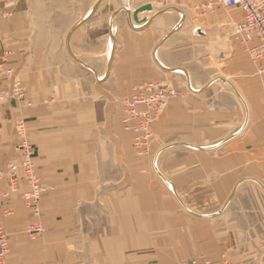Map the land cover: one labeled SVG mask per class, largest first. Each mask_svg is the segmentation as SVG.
Returning a JSON list of instances; mask_svg holds the SVG:
<instances>
[{"label": "crops", "instance_id": "1", "mask_svg": "<svg viewBox=\"0 0 264 264\" xmlns=\"http://www.w3.org/2000/svg\"><path fill=\"white\" fill-rule=\"evenodd\" d=\"M208 1L0 0L12 3L11 17L0 19V50L12 52L7 66L17 69L28 99L37 103L6 109L10 117L27 118L30 141L44 149L35 157L44 182L56 185L63 179L64 195L84 201L78 206L42 202L49 244L61 238L68 248L81 228L93 250L58 258L55 251L21 246V228L30 217L20 194L28 186L21 181L20 192L5 201L14 211L4 224L16 264H135L138 201L152 196L158 185L153 175L140 172L142 161L122 128V102L150 80H169L180 92L154 123L160 146L153 164L177 199L176 242L191 243L216 263L264 264V75L233 42L231 25L242 13L207 12L202 5ZM147 4L152 9L139 12L136 21L135 11ZM227 37L226 75L218 76L201 53ZM233 92L245 104L244 115L233 109ZM50 99L53 103H41ZM57 115L65 116L62 145L81 148L80 155L70 151L59 162L63 172L47 156L60 146L49 129L61 122ZM0 135L3 166L18 154L5 151ZM145 163L147 169L151 163ZM161 226H166L164 214Z\"/></svg>", "mask_w": 264, "mask_h": 264}, {"label": "rangeland", "instance_id": "2", "mask_svg": "<svg viewBox=\"0 0 264 264\" xmlns=\"http://www.w3.org/2000/svg\"><path fill=\"white\" fill-rule=\"evenodd\" d=\"M144 1H152V2L156 3L159 0H138V2H144ZM11 6H12L11 2L9 3V5H2L0 3V19L11 17V15H12L11 10L10 11L7 10V9H9L7 7H11ZM222 13H223L224 17H230V15L234 14L233 12H231V10H226V9H224V11ZM233 23H232V25H233ZM232 39H233L234 43L240 44L233 37H232ZM229 43H230V40L228 37L224 40H221L220 38H218L216 41V44H213V45H211L210 48H207V49H209V50H207V52L201 53V60L210 61V63L213 66L217 67L218 72L221 73L218 76H222V75L225 76L226 75L222 71H223V68L225 67L224 63L227 62L229 57H230L229 52H227L225 50L226 45ZM0 52H9V57L7 60V63H8L9 58L12 55V52L10 50H8V51H6V50L1 51L0 50ZM13 69H15V68H13ZM15 71H16V75L18 77L17 69H15ZM165 81L172 83L169 80H165ZM172 84L174 85V83H172ZM25 86L28 89V95H29V92H30L29 88L27 85H25ZM177 91H178V95L176 97L172 98L171 100L177 98L180 95L178 88H177ZM233 93H234L233 94V109H234V111H236V108H238L239 111H241L244 115L245 110H246L245 104L243 102H241V100H239L238 95L235 94V92H233ZM28 95H27V101H29L32 104L30 106L28 105L27 101H17L13 98H7L5 100H0V133L3 135L2 141H3V145L5 147V151H8L12 154H13V152H16V141H17L16 128H15L16 121L20 118L25 119L26 122L28 120H27V118L23 117L22 115H19L18 117H15L13 115L10 117L9 112L7 111L6 108H10L12 106V104H15L16 106H14V107H16V108H18L17 105H19V108H23V107L32 108V107L36 106L37 103L28 99ZM170 101H169V103H170ZM51 102L53 103V99H50L49 101L44 100L41 103L48 105V103L50 104ZM122 103L124 106L125 101H123ZM169 103H168V105H169ZM168 105H167V107H168ZM59 111H57V114L63 113L62 110H61V112H59ZM56 117L58 119H60L61 122L54 124L51 128H49L50 130H52V131H50V137L52 139H54V141H53L54 145L59 144L60 146L52 147L51 149H49L47 156L49 157L51 154L52 158L54 159L53 161L57 162V164L55 166L58 167L60 172H63L65 166H64V164L59 163V162L60 161L63 162L64 157L66 155L71 154L70 151H75V153L76 152L78 153L77 155H80L81 154V148L75 147V148L71 149V148H65L63 146L65 144V141H62L61 139L62 138L65 139V135H66V131H65L66 125L64 122L65 116H63V115L58 116L57 115ZM160 117L157 119L158 121H159ZM122 128L125 132L128 133L129 136H131L130 137L131 138V148H132L134 156L136 157V159L138 161H142V167L143 168L140 170V172H142V174H145V175H147L148 173L150 175H153V179H154V181H156V183L158 185L157 187L155 186L156 188H154L152 196H148V197L143 196L142 198L138 197V200L141 198L142 201L141 202L138 201V204H139L138 208L139 209L137 211V225L138 226H137V243L135 246V252H136L135 264H178L180 261L189 260V259L194 258V257H204V258L211 260V258H209L210 256H208V254L198 253V252L194 251L193 245L191 243L186 242L185 244H178L176 242V237H177V227H176L177 199H176L175 193L170 188H168V185H164L165 183L161 179L157 170H155V167L153 164L154 158H156V155H157V152H158V149L160 146V145H158V146L156 145L157 142L159 143V133L154 130V124H153L154 139L150 143V147H149L148 152H144V151L135 147L134 135L131 131L127 130L124 127L123 119H122ZM71 135L72 134L69 132V136H71ZM0 137H1V135H0ZM30 137L33 141L31 132H30ZM77 142L79 143V141H77ZM34 148H35V157L37 155L38 159H39V150L44 151V149L39 148L36 145H34ZM40 154L44 155V152L40 153ZM144 161L151 163V165H149L147 169L145 167L148 164L147 163L144 164ZM35 163H36V161H35ZM37 168H38V164L36 163V169ZM38 175H39V173H38ZM39 176H41V175H39ZM41 180H42L44 186L46 187V192L42 196L41 201H40L41 214L39 217H35L32 214L31 210L28 208L29 209L28 215L30 216L29 217V224L33 221H40V223L45 227L46 230L41 235H31L27 232V227L29 225V224L27 225V223H28L27 222L25 224V227L21 228V230L23 231L22 234H23V239H24L23 244H21V246H23V245H24V247L28 246L30 248V251L34 250L35 246H37V249L39 252H43V251L47 252L48 250L53 251V252L55 251L58 258L59 257L63 258V256L65 255L66 252L67 253L74 252L75 254H78L80 256L82 254L86 255V253L91 254L93 252V250L90 247V245L88 244L87 235L86 236L81 235V233H80L82 231L81 228H77L74 230V236H73L74 243L67 245L68 248L65 247L63 239L60 240L61 238H57L58 240L52 239L51 243H50L51 245L49 244L50 240H49L48 235L50 233L49 232L50 228L47 226V217L45 216V214L43 212L42 202L44 200H47V201H45L46 204H49V202L50 203L53 202V203H57V204H71L72 203V204H75L76 206H78V205H81L82 203H84V201H83V198L81 196L76 195V194L71 195V196L70 195H64L65 182L63 179L56 181V183H55L56 185H54V184L49 185L47 180H45L46 183L44 182V180L42 178H41ZM58 191H61V192L59 193ZM53 195H55V196H53ZM51 198L53 199V201H51ZM22 203H23L24 207H26L25 203L24 202H22ZM162 214L165 215L166 226H164V227L161 226ZM22 220H23V218H22ZM144 225H146V226H144ZM6 232L8 234L9 245H10L9 246L10 250H9V253L7 256V261L10 264H16L15 263V260H16L15 257L17 256V253H16V251H13V249H12L14 247V245H13L12 240H11V234L8 233L7 230H6ZM85 232H86V230H85ZM186 232H187V228H186ZM186 239H187V237H186ZM72 246H73V249L70 248ZM52 247H53V249H52ZM131 247L133 248V246H131ZM224 260L229 261L227 259H224ZM224 260H222V261H224ZM74 261H76V260H74ZM74 261L72 260V262H74ZM58 262H59V260H58ZM70 262H71V260H70ZM221 262H218V263H221ZM229 262L232 263L231 261H229ZM76 263L77 264L78 263L79 264H86L85 262L81 263V260H77ZM57 264H60V263H57ZM132 264H134V263H132Z\"/></svg>", "mask_w": 264, "mask_h": 264}, {"label": "built area", "instance_id": "3", "mask_svg": "<svg viewBox=\"0 0 264 264\" xmlns=\"http://www.w3.org/2000/svg\"><path fill=\"white\" fill-rule=\"evenodd\" d=\"M207 12L217 8L238 10L241 20L233 23L231 36L243 45L257 72L264 75V0H209L202 5ZM9 52H0V100L13 98L27 101L28 89L17 77L15 69L7 66ZM3 83V86H2ZM178 95L177 88L168 81L150 80L135 87L132 95L124 103V127L134 135L136 148L148 152L154 139L153 124L164 113L169 101ZM28 105H32L29 101ZM16 152L18 160L0 166V264L7 261L9 238L4 220L14 211L5 206L6 199L20 192V183L25 181L28 189L20 192L21 199L35 217L41 214L40 201L46 192L41 177L37 173L35 148L28 136L26 120L16 121ZM7 183L8 188L2 187ZM45 227L40 221H33L27 227L31 235H41ZM178 264H232L229 261L215 263L204 257H194Z\"/></svg>", "mask_w": 264, "mask_h": 264}, {"label": "water", "instance_id": "4", "mask_svg": "<svg viewBox=\"0 0 264 264\" xmlns=\"http://www.w3.org/2000/svg\"><path fill=\"white\" fill-rule=\"evenodd\" d=\"M151 9H152V5L151 4L143 5L137 11H135V13H134V19L136 21H138V13L139 12L144 11V10H151Z\"/></svg>", "mask_w": 264, "mask_h": 264}]
</instances>
